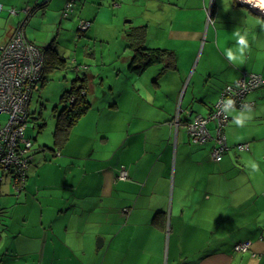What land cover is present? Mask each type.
<instances>
[{
    "label": "crops",
    "instance_id": "1",
    "mask_svg": "<svg viewBox=\"0 0 264 264\" xmlns=\"http://www.w3.org/2000/svg\"><path fill=\"white\" fill-rule=\"evenodd\" d=\"M200 1L203 2L197 9L202 12L199 23L203 27L207 0ZM214 2L217 0H210L213 7ZM234 5L239 8H233V17L247 20L242 33H248L249 49L243 63L226 59L220 73L210 72L204 78L198 72V79L194 80L196 71L188 77V69L184 77L180 76L181 54L191 60L190 54H196L201 34L194 53L180 43L176 47L167 41L153 45V36L163 34L172 35L179 42H194L188 32L192 23L189 15L185 29L184 16L160 15L158 18L166 29L160 31L151 20L140 27L145 31V46L173 50L176 65L165 68L164 63L160 64L163 68L156 74L153 87L145 91L137 87L123 117L120 102L124 93L112 99L105 114L92 113L91 106L72 128L67 142L58 150L59 155L47 147L33 145L25 187L16 192L11 181L6 180L1 188L0 264H235V257L231 258L227 252L231 253L236 243L246 241L251 242V255L249 259L241 257L240 264H264V218L262 222L258 220L264 208H247V204H252L250 196L234 203L239 208H220L216 199L225 177L234 183L238 176V180L249 176L246 168L259 149L257 144L251 145L252 154L230 148L221 161H215L211 153L214 141L195 143L184 129L197 115L207 116L222 90L244 73L260 74L264 80V27L256 19L264 20V15L236 1ZM27 6L31 8V3ZM32 9L34 12L35 6ZM16 28H10L5 41ZM208 36L211 48L216 43L220 55L235 46L230 41L225 48H219L218 30L212 34L208 31ZM50 43L46 46H51ZM205 49L206 46L202 55ZM74 65L70 72L77 89L86 88L89 73L79 77L80 71ZM47 79L35 92H41ZM247 101L254 102L247 111L228 110L232 115L224 133L228 127L225 137L229 146L227 139L240 129L233 122L234 115L240 111L254 114L261 109L255 119H264V84L250 93ZM176 120L180 123L178 128L173 125ZM209 129L213 133L214 125ZM123 170L127 172L126 179L119 177ZM227 184L232 191L229 181ZM225 187L226 184L223 190ZM222 209H227L224 214L230 215L220 221ZM222 224L242 232L232 235L229 249H219L224 241H220L219 234ZM231 224L240 228L234 229ZM203 248L206 250L202 254H195Z\"/></svg>",
    "mask_w": 264,
    "mask_h": 264
},
{
    "label": "rangeland",
    "instance_id": "2",
    "mask_svg": "<svg viewBox=\"0 0 264 264\" xmlns=\"http://www.w3.org/2000/svg\"><path fill=\"white\" fill-rule=\"evenodd\" d=\"M66 1L68 0H64V2L62 0H0L3 5V10L0 13V45L6 42L10 28L18 27L23 23L27 38L43 48L44 51L48 48L45 47L46 43L51 42L52 48L47 51V83L40 92L41 97L39 92H35L33 95L30 105L29 127L26 130L27 137L34 140V145L50 149L54 148V131L58 124V116L66 107V103L60 98L64 91H70L74 86H78L74 83V80H76L74 74L70 72L71 65L77 64V67H74L75 70L80 67L77 69L80 71L79 77H84L89 73V78L84 85L89 91L88 100L92 106L91 112L101 111L105 114L110 110L112 99H117L124 93L125 96L120 102V114L123 117L129 109L134 90L140 87L142 91H145L147 87H153L156 74L163 68L162 65L157 64L149 67L142 75L132 74L129 71L128 66L131 57L134 56V47H130V45H134L131 36L134 34L137 37V28L147 26V22L151 20L153 25L159 28L160 31L166 29L167 26L166 28L164 25L162 26L161 19L158 18L161 15L175 18L177 16L183 18L184 16L182 25L185 29L186 15H189V20L192 23L188 32L193 35L191 40L194 42H179L172 35L163 34L164 36L160 37L153 36L155 37L153 45H162L167 41L168 44L171 43V46L176 47L180 43L187 46L190 49L189 52L194 53L198 36L201 34L196 54H190L192 59L186 60L185 55L181 54L182 69L179 68L178 73L184 77L185 70L188 71L189 69L187 76L191 77L196 71L194 80H197L198 72H202V75L206 78L210 72L215 74L224 71L223 65L227 59L224 53L223 55L217 53L216 43H214L215 48H211V37L208 36V31L212 34L215 30H218V45L219 48L223 49L226 47L227 42H235L233 32L240 30L242 33L244 29L242 26L247 23V20L242 17H233V8H239L234 5L236 0H217V2H214L216 4L214 7L212 4L210 5V0H207V6L205 9L203 8L206 14L203 27L199 23L200 16L203 15L197 9L203 2L200 0H77L75 1L76 4H73V10L64 17L62 13ZM178 1L181 4H177ZM186 1L188 2L184 5ZM30 3L31 6L29 7L31 8L36 5L39 7L28 15L26 8ZM43 5L46 6L42 7ZM217 7L218 11H216ZM12 9H16L17 14L11 13ZM88 23L87 33L84 36L81 35L80 38L76 37L80 24H83L82 28H87ZM166 23L169 24L170 21L166 20ZM197 31H200V33L196 34ZM149 41H152L151 37H149ZM204 46H206V49L202 55ZM160 48L164 49L165 47ZM209 50L210 53H208ZM56 57L60 62L57 61ZM190 61H193L192 64ZM55 69L57 70L55 71ZM140 83H142V86ZM191 86L189 90L192 89ZM91 89H93L92 95ZM112 103H114V100ZM238 110L247 111L248 109ZM260 111L261 109L258 113H250V119L246 120L245 125L233 132L230 138L227 139L230 142L229 147L234 148V150L237 149V145L246 143L250 145L249 149L255 144L259 149L254 157L251 156L250 164L246 168L249 176L246 175L245 180H238L240 178L238 176L233 183L230 179L227 180V177L224 178L220 193L216 196V199L220 202V208H239L234 203L243 202L249 196L252 204L248 205L246 203L247 208H264V119L258 117V120L255 119ZM6 119L7 115L1 116V121ZM213 125H215L214 122H211L209 128H212ZM38 127H41L39 131L37 130ZM226 130L225 134L227 135ZM250 136L256 138L246 140ZM253 163L257 166L256 170L251 167ZM237 172L239 171H236L235 174H238ZM242 177L244 178V176ZM228 181L232 186V191L228 189ZM225 184L226 187L223 190ZM7 199L10 200L11 197ZM231 204L234 206H230ZM9 205H11V202H9ZM225 212H227V209L220 210V221L223 217L226 216L227 219L230 215L224 214ZM263 218L264 214H261L258 220L262 222ZM224 224L219 225L220 241L224 240L220 242L219 249L231 248L232 246L229 245L228 241H233L232 235L238 232L233 231L232 228L229 229V226ZM232 226L234 229L240 228L234 224H231ZM205 250L206 248L197 250L195 254H202ZM227 253L228 255L231 254V258L235 257V264L241 263V257L249 259L251 255V251L245 254H236L234 247H232L231 253Z\"/></svg>",
    "mask_w": 264,
    "mask_h": 264
},
{
    "label": "built area",
    "instance_id": "3",
    "mask_svg": "<svg viewBox=\"0 0 264 264\" xmlns=\"http://www.w3.org/2000/svg\"><path fill=\"white\" fill-rule=\"evenodd\" d=\"M75 1L77 0H68L62 13L64 17L73 10ZM236 2L247 5L244 0ZM2 10L3 5L0 4V13ZM32 10L27 9L28 15ZM11 13L17 14V11L12 9ZM262 13L264 15V11ZM80 25V32H85L89 27V23L87 28H82L83 24ZM23 27L24 23L13 31L8 41L0 45V196L6 180L11 181L16 192H20L26 185L34 145V140L26 135L31 116L29 103L43 79L45 51L27 39ZM263 84L264 80L260 74L244 73L237 82L227 85L207 116L197 115L184 126L189 138L199 144L214 141L212 158L221 161L230 149L224 133V128L230 120L228 110L252 108L254 102L247 101V96ZM229 98L234 101L233 105L228 104ZM75 101V96L69 100L71 103ZM2 115H7L5 121H1ZM211 122L215 124L213 133L208 128ZM173 125L178 128L179 120L174 121ZM249 148L248 143L237 145L239 151H247ZM119 177L126 179L127 172L123 170ZM234 250L236 253H247L251 250V242L238 243Z\"/></svg>",
    "mask_w": 264,
    "mask_h": 264
},
{
    "label": "trees",
    "instance_id": "4",
    "mask_svg": "<svg viewBox=\"0 0 264 264\" xmlns=\"http://www.w3.org/2000/svg\"><path fill=\"white\" fill-rule=\"evenodd\" d=\"M67 2L68 1H66V3ZM44 6L46 5H43L42 7ZM38 7L39 6L36 5L35 9L37 10ZM64 9H65V6H64ZM87 31L88 30H86L85 32H80L77 30L76 37L80 38L81 35L84 36L87 33ZM136 31H138L137 37L134 34L131 36V41H134V45H130V47L131 48L134 47V56L131 57V60L128 66V69L132 74L142 75L149 67L157 65V64L164 63L165 68L174 67L176 65L177 57L174 52L169 51L167 49L146 47L144 29L137 28ZM51 48L52 47L49 46L47 49H45V60H44V71H43L42 82L45 80V77H46L47 51ZM56 59L58 61V57H56ZM79 68L80 67H78V69ZM82 92H84V94H82ZM73 96H75L76 101L74 103H71L69 102V100ZM61 100L66 103V107L64 110L61 111V113L58 116V124L54 131V140H55L54 148L53 149L48 148L49 150L54 151L57 154L58 153L60 154L58 150L62 149L63 145L67 142L74 125L79 121V119L83 115L87 113V111L91 107V103L87 98V89L84 86L78 89L77 87H74L71 91L62 95ZM235 245L233 246L234 248H235ZM236 254H245V253H236Z\"/></svg>",
    "mask_w": 264,
    "mask_h": 264
},
{
    "label": "clouds",
    "instance_id": "5",
    "mask_svg": "<svg viewBox=\"0 0 264 264\" xmlns=\"http://www.w3.org/2000/svg\"><path fill=\"white\" fill-rule=\"evenodd\" d=\"M245 3L252 5L255 8H258L261 11H264V0H244ZM257 22L260 23L261 27H264V20H261L259 17L256 18ZM248 33L245 31L241 33L240 30L233 32V39L235 40V46L226 48L224 50V55L227 60L231 63H243L247 50L249 49L248 42ZM229 105H233L234 101L232 99H227ZM232 115V112L229 113ZM250 119V116L247 115L244 111H240L238 114L233 116V122L239 127L245 125L246 120ZM253 170L257 169V166L253 163L251 164Z\"/></svg>",
    "mask_w": 264,
    "mask_h": 264
},
{
    "label": "water",
    "instance_id": "6",
    "mask_svg": "<svg viewBox=\"0 0 264 264\" xmlns=\"http://www.w3.org/2000/svg\"><path fill=\"white\" fill-rule=\"evenodd\" d=\"M246 6H248L250 9H252V7L250 6V4H247ZM45 47H47V46H45ZM98 247H100V244L98 245Z\"/></svg>",
    "mask_w": 264,
    "mask_h": 264
}]
</instances>
